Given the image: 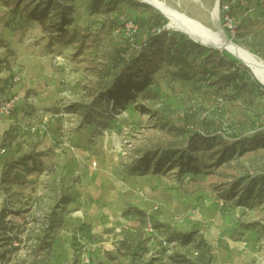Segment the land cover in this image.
<instances>
[{"label":"rangeland","instance_id":"rangeland-1","mask_svg":"<svg viewBox=\"0 0 264 264\" xmlns=\"http://www.w3.org/2000/svg\"><path fill=\"white\" fill-rule=\"evenodd\" d=\"M200 1L167 0L209 26L215 0ZM225 1L229 39L264 60V0H230L224 13ZM157 15L139 0H0V78H21L9 92L25 103L21 126L0 134V264H264V90L253 75L221 78L209 52L166 28L186 39L172 61L110 96ZM95 172L109 185L96 189ZM96 205L117 216L95 225Z\"/></svg>","mask_w":264,"mask_h":264},{"label":"trees","instance_id":"trees-1","mask_svg":"<svg viewBox=\"0 0 264 264\" xmlns=\"http://www.w3.org/2000/svg\"><path fill=\"white\" fill-rule=\"evenodd\" d=\"M230 10H232L231 6ZM222 12L225 13L226 11L222 9ZM156 17L158 20V25L152 29V32L150 35H148L146 42L141 44V47L139 49V56L135 60V63H133L131 66H128V68L123 69L120 75H118L115 78L114 82H112L111 89L109 90L111 97L119 98L122 92L133 87L132 80H135L136 83H144L147 74L155 70L158 63L162 61V59H164V61L166 62H171L173 58L171 56L172 53L181 42L186 41L183 36H179L177 34L171 35V33L166 30L168 20L165 17L160 15H157ZM129 20L134 21L133 19H128L127 21ZM157 30H162V32L157 33ZM191 45L193 47H196L200 52L207 51L210 53V58L213 62H215L216 69L221 70V78L223 79L231 81L233 78L238 77V74L241 72L252 75L251 71L246 66L240 64L239 62L228 60L222 53L216 50L208 49L193 41L191 42ZM152 48L156 49L154 53H152ZM207 61H209V59ZM16 77L17 76L14 77V83ZM223 79L217 84H221ZM252 81L259 89L264 90V86L261 85L257 80L252 79ZM13 82L9 83L8 80H5V86L3 88H0V95H9V91H11L14 87ZM18 109L19 106L16 110ZM16 110L14 112H16ZM30 160H32L31 164L36 163L34 162L33 158H31ZM16 179L17 175L15 176V184L19 183L18 179ZM5 212V208H3L0 212V224L5 220ZM17 247L15 250L18 249ZM178 262L182 263L183 261Z\"/></svg>","mask_w":264,"mask_h":264},{"label":"bare ground","instance_id":"bare-ground-1","mask_svg":"<svg viewBox=\"0 0 264 264\" xmlns=\"http://www.w3.org/2000/svg\"><path fill=\"white\" fill-rule=\"evenodd\" d=\"M139 1L147 6H156L158 8L156 10L160 14L163 13L169 19L171 24L170 29L178 31L200 43L203 42L210 48L215 49V47H220L221 50L226 51L237 62L249 66L257 77L264 82V60L246 47L229 39L221 26L218 0H215L213 7L209 11V26L187 13L170 6L167 0ZM195 3L202 5L200 0H195ZM93 222L95 225L104 224V216L100 212H97L93 217Z\"/></svg>","mask_w":264,"mask_h":264},{"label":"built area","instance_id":"built-area-1","mask_svg":"<svg viewBox=\"0 0 264 264\" xmlns=\"http://www.w3.org/2000/svg\"><path fill=\"white\" fill-rule=\"evenodd\" d=\"M230 0H226V3L223 6L224 11L230 10ZM136 23L132 20H129L126 22V27L128 30L134 29ZM162 30H157V33H161ZM21 81V78L16 77L15 83H18ZM20 103V98L15 94H9V95H0V123H3L5 120L10 118L14 111L17 109ZM30 132L35 134L38 132V127L34 126L32 128H29ZM62 147H69V142L65 140L62 144ZM6 153L5 148H0V155H4ZM124 229V226H119L117 228V233H121ZM145 231L152 237H156L161 241V244L164 246V248L171 249L172 248V242L169 240L167 236H164L162 233H160L159 228H157L154 224L148 223L145 227Z\"/></svg>","mask_w":264,"mask_h":264},{"label":"crops","instance_id":"crops-1","mask_svg":"<svg viewBox=\"0 0 264 264\" xmlns=\"http://www.w3.org/2000/svg\"><path fill=\"white\" fill-rule=\"evenodd\" d=\"M5 80L6 79H2V78H0V88H3L4 86H5ZM16 89V88H15ZM14 93V92H13ZM18 93H20V95H23V90H19V89H17V94ZM19 95V94H18ZM19 95V96H20ZM21 97V96H20ZM24 106H25V103H23V101H20V103H19V109L18 110H16V112H14L13 113V115L10 117V118H8L7 120H5L3 123H0V134L3 132V129H4V127H5V124H7L6 122L7 121H11L12 122V124L14 125V124H16V125H20L21 126V122H19L18 120H16L17 119V113L19 112V110L21 109V108H24ZM15 158H17L18 159V156L17 155H15ZM101 174V173H100ZM97 175H99L97 172H95V173H92V178H97L98 179V177H97ZM105 179H108V180H110V175H107V173L106 172H104V173H102L101 175H99V180H100V182L99 183H96L97 185H98V187L96 188V189H98L99 187L101 188V186H106V185H109L108 184V182H105ZM115 183V182H114ZM118 185V184H117ZM114 186H116V183H115V185ZM118 188L120 189V187L118 186ZM96 189H94V190H96ZM97 212H100L103 216H104V222H106L107 221V223H108V220H109V216H117L116 215V213H114V212H112L111 210L110 211H102L101 209H100V207L98 206V205H96V206H93V207H91V209H90V216H91V218H92V221H93V217H94V215L97 213ZM110 214V215H109ZM105 217H107V219H105ZM94 223V222H93ZM95 224V223H94ZM97 226H100L101 224H96Z\"/></svg>","mask_w":264,"mask_h":264},{"label":"water","instance_id":"water-1","mask_svg":"<svg viewBox=\"0 0 264 264\" xmlns=\"http://www.w3.org/2000/svg\"><path fill=\"white\" fill-rule=\"evenodd\" d=\"M149 7H151V8H153L154 10H156V9H158L156 6H149ZM218 7H219V0H218ZM161 15L163 16V17H165L167 20H168V24L166 25V28L168 29V30H170V28H171V24H170V21H169V19L163 14V13H161ZM193 42H195V43H197V44H200L201 46H204V47H208L206 44H204L203 42H198L197 40H195V39H192V38H190ZM215 49H217V50H221V48L220 47H215ZM244 66H246V65H244ZM250 71H251V73H252V75H253V77L261 84V85H263L264 86V82L263 81H261L258 77H257V75L254 73V71L252 70V69H250L249 68V66H246Z\"/></svg>","mask_w":264,"mask_h":264}]
</instances>
